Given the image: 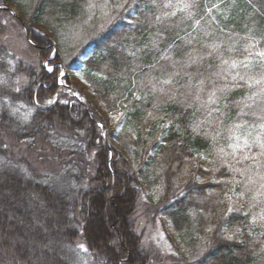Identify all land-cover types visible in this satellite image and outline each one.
Here are the masks:
<instances>
[{"label": "trees", "instance_id": "16d2710c", "mask_svg": "<svg viewBox=\"0 0 264 264\" xmlns=\"http://www.w3.org/2000/svg\"><path fill=\"white\" fill-rule=\"evenodd\" d=\"M8 1L39 60L20 58L0 42V264H264V168L239 152L233 156L227 131L264 117V84L231 87L229 79L230 90L211 106L220 111L210 116L201 103L213 85L226 83L214 76L221 54L251 53L256 66L248 75L260 78L264 0H195L192 18L179 11L164 16L173 11L164 7L167 0H119L127 11L86 42L99 23V11L89 5L105 0ZM212 4L219 8L207 14ZM1 14L9 13L0 7ZM189 33L192 43L177 39ZM51 37L62 53L53 58ZM210 44L219 48L207 55ZM189 54L204 58L185 67ZM62 67L80 73L114 121L111 128L72 95L68 75L61 83ZM173 73L171 84L160 83ZM65 93L69 100L62 101ZM117 113L123 115L114 120ZM111 137L131 161L111 146ZM140 206L170 224L193 262L164 263L143 248L135 230Z\"/></svg>", "mask_w": 264, "mask_h": 264}, {"label": "snow or ice", "instance_id": "6c2138e0", "mask_svg": "<svg viewBox=\"0 0 264 264\" xmlns=\"http://www.w3.org/2000/svg\"><path fill=\"white\" fill-rule=\"evenodd\" d=\"M111 3V8L109 7ZM89 7H95V5L90 4ZM165 8L173 9V11L170 12H164V16H175L176 13L183 12L186 14L188 18L193 17L192 9L196 7L195 0H176V3L173 4L172 0H167V2L164 5ZM218 4H212L211 7H208L206 9L207 14H211L213 9H218ZM101 9V17H102V23L100 25L101 28H103L106 24H110L112 21L117 19V15L121 10L127 11V5L124 2H119V0H105L104 4L100 6ZM157 20H160L161 17H157ZM212 20H215V17H212ZM202 21H204V17H201L200 19H195L193 21V31L200 30ZM212 21H207V23H211ZM207 35L208 33L205 32ZM177 39L185 40L186 43H192V39L194 37H191V34H188V38L185 37H177ZM155 44V42H154ZM175 47L174 44L169 45V50ZM206 47L210 48L212 51L207 53V55H211L212 52L217 51L219 48V45L217 44H210L206 45ZM249 47H254V45H250ZM231 51V49H230ZM129 55L135 56V52H130ZM251 53L248 57H245L243 59H227L224 58L221 54L219 59L221 61L219 68L220 71L214 73V76L219 77L220 79H223L226 81L225 85L222 87H216L213 85L212 89L207 92V99L201 101L203 106L208 109V115L210 116L212 112H219L220 109L216 107H211L213 105H216L219 103L220 95L222 93H225L226 91L230 90L229 86L227 84V81L230 79L232 84L231 87H239V82L243 81L245 84H247L249 87H251L253 84H264V51H259L256 53V56L260 58L259 61V68L261 70V75L259 79H254L252 76L248 75V72L252 70L256 65L253 64L252 59H250ZM203 56L196 55L193 56L189 54L187 61L185 62V67L192 65V64H198L201 60H203ZM162 59L170 60L172 57L170 55H166L162 57ZM175 63V62H174ZM51 71V69H49ZM65 75L63 69L60 71V76L63 77ZM77 75H80V73H77ZM175 75V73L169 75L167 79L162 80L160 83L163 85H168L172 83V76ZM83 78V77H81ZM192 74H189V82H191ZM61 83H63V80H61ZM204 85L205 80L201 79L197 82L196 85V99L198 101L201 100V93L204 91ZM155 85H153V89L155 90ZM164 89L161 88L160 91H163ZM261 93H264V88L260 90ZM259 93H253V96H256ZM139 99V97H136ZM51 103V101H49ZM123 115V113H117L116 116L113 117L114 120H119L120 117ZM25 118H27V114H25ZM204 123V121L197 122L194 127L193 131L199 130L201 125ZM245 125L242 123H236L231 125L228 128V139L231 141L228 144V148L231 149V154L235 156L237 152L241 154V159L243 160H251L254 166L257 169L264 168V163H262L260 158H264V117L260 118V122L257 124L249 125V131L248 133H241V129ZM220 135V132H217L215 135H213L212 139L215 140L217 136ZM255 146L259 149L258 152L252 153V148ZM218 152L224 156H228L229 153L225 152L224 148H220ZM251 153V154H250ZM202 159H206L203 154H201ZM226 162V161H225ZM231 167V165H229ZM235 171H240L241 175H244L245 172L251 171V169H245L244 171H241L240 169H235ZM264 178V177H262ZM248 182L252 183V176H248ZM261 188H264V183L261 184ZM261 193H258L260 195ZM240 196H243L244 193H239ZM232 209L229 208V211ZM259 218L261 220H264V209L261 210ZM257 219L256 216L252 217V222H255ZM239 231V229H237ZM78 247L84 251H87L85 245L80 244Z\"/></svg>", "mask_w": 264, "mask_h": 264}, {"label": "rangeland", "instance_id": "374dc122", "mask_svg": "<svg viewBox=\"0 0 264 264\" xmlns=\"http://www.w3.org/2000/svg\"><path fill=\"white\" fill-rule=\"evenodd\" d=\"M104 2L105 1L95 5V9L99 11V23L96 25L95 29L93 28V30L84 37L83 40L85 42L91 37H94L98 31L107 25L106 24L103 28L100 27L102 23L100 6L103 5ZM0 7L9 13L0 15V42L6 45L16 56L25 58L28 61L38 62L39 57H37L36 50L33 46H31L26 37L24 24L22 23L23 20L18 19L20 15L18 8L11 4L8 0H0ZM109 7L111 8V4ZM7 8L13 9L14 12L9 11ZM34 26H37L43 32L46 31L38 24H34ZM51 39L54 41L56 47V50H54L51 54L52 58L56 55L60 56L62 53L57 39L55 37H51ZM44 64L48 65V63ZM47 69H52V66L48 65ZM64 73L65 75L69 76V85L72 89V95L77 100H81L83 102L86 101L92 106L95 113H97V115L102 119V122H100L101 127L106 126L107 128H111L114 121L93 97L87 83L79 75H77L76 71L72 70L71 68H66ZM60 98L62 101L69 100V93L62 94ZM248 126H245L244 129H241V133H248L251 131ZM110 144L115 149L120 150V152L129 161H131L128 154L112 137L110 139ZM143 199L147 200V196L144 195ZM143 208V206H140L135 215V230L141 236V244L143 248L155 255L160 256L162 262L164 263H168L171 261V259L175 258L181 261L183 260L186 262H193L190 258V255L184 251L185 249L183 248V243L181 242L178 234L173 231L170 224H165V219L162 218L148 217L146 213L143 212ZM77 243L80 245L81 240H78Z\"/></svg>", "mask_w": 264, "mask_h": 264}, {"label": "water", "instance_id": "95a60500", "mask_svg": "<svg viewBox=\"0 0 264 264\" xmlns=\"http://www.w3.org/2000/svg\"><path fill=\"white\" fill-rule=\"evenodd\" d=\"M9 11H11V12H14V10L13 9H11V8H7ZM63 71H66L65 70V68H63ZM61 80H62V77L60 78Z\"/></svg>", "mask_w": 264, "mask_h": 264}]
</instances>
